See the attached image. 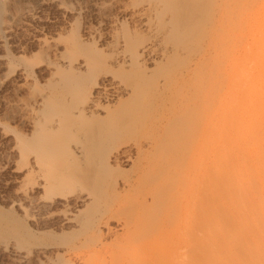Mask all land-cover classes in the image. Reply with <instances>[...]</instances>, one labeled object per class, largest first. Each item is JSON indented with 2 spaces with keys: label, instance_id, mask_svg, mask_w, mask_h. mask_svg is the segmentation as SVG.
Here are the masks:
<instances>
[{
  "label": "rangeland",
  "instance_id": "rangeland-1",
  "mask_svg": "<svg viewBox=\"0 0 264 264\" xmlns=\"http://www.w3.org/2000/svg\"><path fill=\"white\" fill-rule=\"evenodd\" d=\"M259 28L264 0H0V264L263 262L244 249L263 206L236 200L254 205L244 221L226 191L264 146V92L238 89L240 121L263 113L239 148L230 122L206 149L201 135L235 61L264 83Z\"/></svg>",
  "mask_w": 264,
  "mask_h": 264
},
{
  "label": "bare ground",
  "instance_id": "bare-ground-1",
  "mask_svg": "<svg viewBox=\"0 0 264 264\" xmlns=\"http://www.w3.org/2000/svg\"><path fill=\"white\" fill-rule=\"evenodd\" d=\"M154 7V4L153 3H151V2H146L144 5H143V7H142V9L143 10H145V11H148V10H150L151 8H153ZM261 28H262V26H261ZM261 28H259V30H261V35H260V37H259V39L256 41V45L254 46V48L252 49V53H254L253 55V58H254V61H253V64L254 63H258V66H257V64H256V66L257 67H259V74H260V76H261V79H264V31H263V29H261ZM151 30L155 33L156 32V29L155 28H153V27H151ZM143 51L146 53V55H148L149 54V52H151V45L149 46L148 44L145 46V45H143ZM123 59H124V63L125 64H130L131 63V61H132V54H124L123 55ZM69 67H73V64L72 63H70L69 64ZM250 76V71H249V69H248V67L245 65V64H243L242 63V61L241 60H237V61H235V63H234V65H233V67L231 68V71H230V73H229V78H228V80L230 81V84H231V89H232V93L230 94V95H227V97L225 98L224 97V100L221 102L220 101V106H219V108H218V110L217 111H212V112H210V116H206V117H208L207 118V120H205V122H206V124H204L203 125V128H202V133H201V135L203 136V139H202V142L205 144V149H206V146H209L210 144H213L216 140H217V137H218V135L220 134V133H222V131H224L223 130V128H225V126H226V123H228L229 124V122H230V127H232V129H234V133H235V136H234V141H235V145L237 146L238 144H240V142L242 141V139L245 137V135H247L248 133H252L253 134V132L255 133L256 132V130H257V128H258V126L260 125H258V121H259V118L261 117V116H263L262 114L264 113H261L260 114V111H261V109H260V111H257V113L255 112V114L253 113V115L252 116H250V118H249V120H250V122L248 123V125L246 124L245 125V121H240V120H243L244 118L243 117H241V118H239V116H242L245 112L244 111H246V108H245V104H241L242 102H245L246 101V99H247V101L249 100L250 102H256L257 104L259 103V102H257L256 101V99H255V96H254V92H255V89H256V87L257 86H259V88L261 89V91L262 92H264V83H262L261 82V84L260 85H256L255 83H252L250 80L249 81H247L248 83L247 84H245V83H243V82H245L246 81V79L248 78ZM259 76V77H260ZM238 77H240V78H238ZM237 78V79H236ZM224 79V78H223ZM226 79V78H225ZM228 81V82H229ZM264 81V80H263ZM240 88H242V90L247 94V93H249V95L247 94H245V96L247 97V98H245L244 99V101L241 99V98H243V97H241V92L238 90V89H240ZM243 92V93H244ZM242 96H244V94L242 95ZM218 98V97H217ZM248 101V102H249ZM241 102V103H240ZM247 102V103H248ZM240 103V104H239ZM258 106H260V105H258ZM262 107V106H261ZM248 109V108H247ZM259 110V109H258ZM209 113V112H208ZM207 113V114H208ZM251 113V112H250ZM261 115V116H260ZM244 116V115H243ZM245 118L247 117V116H244ZM240 120H239V119ZM243 118V119H242ZM262 118V117H261ZM235 120H237V122H234ZM239 120V121H238ZM231 124H233V126H231ZM227 129V128H226ZM228 129H229V127H228ZM233 133V134H234ZM216 136V137H215ZM215 137V138H214ZM254 137H252V139H253ZM224 139V138H223ZM221 140V139H220ZM226 140V139H225ZM256 140V139H255ZM255 140H253V147H254V150L252 151L253 153H252V155L254 154L255 155V158H256V162L257 163H255V165L252 163V162H250L249 163V161L251 160V157H250V160H248L249 159V157H248V159H246L247 157H242V156H240V158H237L238 160L237 161H235L233 164H232V166H231V168H230V171L232 170L233 172H237V174H239L237 177L235 176V179L234 180H232V178H231V183H229V185H227L228 186V190H227V188L225 189V190H227L226 191V193H229L231 196L233 195L234 196V198H235V200L234 201H236V200H239V202L243 199V197L244 196H246V195H251V196H253V198H254V201L255 202H257L260 206H263V207H260L261 209V212L262 213H264V203H262V201H264V146H262L260 143H259V141L257 142V141H255ZM223 141V140H222ZM221 142V141H220ZM219 142V143H220ZM233 142V141H232ZM203 143H202V147H203ZM252 143V142H251ZM221 144V143H220ZM233 144V143H232ZM214 145V144H213ZM221 146H222V144H221ZM234 146V145H233ZM236 146H235V148H236ZM240 146V145H239ZM252 146V145H251ZM224 147V146H223ZM238 147V146H237ZM204 148V147H203ZM239 148V147H238ZM241 149V148H240ZM250 149H252L251 147H250ZM205 151V150H204ZM249 151V150H248ZM224 152V151H223ZM226 152H228V151H226ZM237 152V151H236ZM250 152V151H249ZM218 155H219V153H217ZM229 154H231V153H229ZM246 154V153H245ZM248 154V153H247ZM220 155H221V153H220ZM226 155H228V154H226ZM226 155H224V156H226ZM237 155V154H236ZM250 155V154H249ZM253 155V156H254ZM201 156H203V158H204V155H200L199 156V158H197L196 160H193V165H192V167L193 168H195V169H197L198 171H199V169H200V164H202V162H203V158L201 157ZM217 156V155H216ZM234 156V155H233ZM232 156V157H233ZM251 156V155H250ZM218 157H220V156H218ZM239 157V156H238ZM206 158V157H205ZM253 158V157H252ZM255 158L254 159H252V160H255ZM225 158H223L222 160H223V162H225V160H224ZM199 160H201V161H199ZM216 159H214V161H215ZM219 160V159H218ZM218 160H216L215 162H214V165L215 166H213V167H217L218 165H217V161ZM234 160V159H233ZM232 161V160H231ZM220 162H222V161H220ZM219 162V163H220ZM222 162V163H223ZM254 162V161H253ZM212 163V162H211ZM218 163V164H219ZM222 163H221V165H220V167L222 166ZM251 163H252V166H251ZM213 164V163H212ZM217 165V166H216ZM254 165V166H253ZM212 166V165H211ZM228 167V166H227ZM215 169V168H214ZM214 169H212V170H214ZM196 170V171H197ZM207 170V169H206ZM197 171V172H198ZM196 172V173H197ZM215 172H217V171H215ZM228 172V171H227ZM205 174V173H204ZM213 174V173H212ZM229 174V173H228ZM227 174V175H228ZM232 175V174H231ZM235 175V174H234ZM205 176H207V175H205ZM210 176H212V175H210ZM224 176V175H223ZM229 176V175H228ZM233 178H234V176H232ZM208 178V177H207ZM216 179H217V181H220L219 179H221V178H219V176H216ZM215 179V180H216ZM205 180V179H204ZM224 180H225V178H224ZM223 180V181H224ZM230 180V179H229ZM213 181V180H212ZM225 181H227V180H225ZM204 182V181H203ZM221 183V182H220ZM225 185V184H224ZM225 185V186H226ZM186 186V185H185ZM217 186V185H216ZM222 186V185H221ZM233 186H234V188H235V191H231V189H233ZM223 189V188H222ZM200 190V189H199ZM234 190V189H233ZM190 189L188 190V194L190 193ZM201 191V190H200ZM186 192V191H185ZM201 193V192H200ZM187 194V195H188ZM227 195V194H226ZM233 196H232V198H233ZM182 197V196H181ZM199 197V196H198ZM229 197V196H228ZM195 198V197H194ZM246 198V197H245ZM252 198V199H253ZM229 200H231L230 198H228ZM228 200V201H229ZM244 200V199H243ZM233 201V200H232ZM238 201H236V205H237V207L235 208L236 209V211H237V209L239 210L240 208V214H238L237 213V215H241V216H244L243 217V219L242 220H244L245 221V218H249V217H251V216H248V211H249V207L251 206V204H250V206L249 207H247V204H246V206H244V205H241L242 204V202L241 203H239ZM230 203H231V201H230ZM233 203V202H232ZM234 204H235V202H234ZM240 204V206H238ZM215 205V204H214ZM221 205V204H220ZM222 205H224V204H222ZM232 205V204H231ZM235 205V206H236ZM216 206V205H215ZM253 207H254V205H252ZM251 206V207H252ZM216 208V210L217 209H219V206H218V208L217 207H215ZM214 208V209H215ZM189 211V213H191L190 212V209H188ZM208 211V210H207ZM187 213V212H186ZM185 213V215H187ZM195 213L193 212L192 213V215H194ZM189 215V214H188ZM199 215H200V213H199ZM235 215H236V213H235ZM195 217H192L193 218V220L197 217V214L196 215H194ZM238 218H240V217H238ZM263 218V217H262ZM248 220V219H247ZM261 221V222H260ZM194 222H195V220H194ZM193 222V223H194ZM259 222H260V224L262 223V220H259ZM259 222L257 221V223H258V225H260L259 224ZM185 224H186V227L185 228H187L190 224H192L191 223V218H190V216H188L187 218H186V221H185ZM246 224V223H245ZM247 225V224H246ZM246 225H245V227H246ZM256 225V224H255ZM258 225L256 226V227H258ZM219 226V225H218ZM261 226H262V224H261ZM192 227V226H191ZM261 227H259V229H260ZM190 229V228H189ZM189 229H186L187 231H189L190 232V230ZM262 231V230H261ZM192 232V231H191ZM257 232V231H256ZM260 232V231H259ZM181 233V232H180ZM191 235V234H190ZM233 236H234V234H233ZM184 237V236H183ZM191 238V236H189V238L188 239H190ZM230 238V237H229ZM248 243L247 244H245V247H244V249H246V251L245 252H247V255H249V258H252V257H254L255 256V258L257 259V261L259 260L260 262L263 260V262H261L260 264H264V234H261V232L260 233H258V235H257V233H253V235H252V237L250 238V240L248 239ZM221 243V242H220ZM161 246V245H160ZM217 247H218V251L216 252V255H218L219 253H221V250L224 248L222 245H219V243H218V241H217ZM216 247V248H217ZM223 247V248H222ZM243 249V250H244ZM158 250V249H157ZM229 251V250H228ZM224 252V251H223ZM244 251H243V253H245ZM173 256V255H172ZM227 257H228V255H226ZM225 255L223 256V255H221L220 254V256H213L214 258H216V260H215V262L217 261L218 262V264H223V263H226L225 262V257H226ZM241 256V255H240ZM240 256H239V253H230V257H232V261H231V263L230 264H238L242 259H239L240 258ZM169 257V256H168ZM230 257H228L229 259H228V261L230 262V260H231V258ZM255 259V260H256ZM170 260V257L168 258V261ZM254 259L252 258V260L251 261H253ZM258 261V262H259ZM214 262V261H213ZM216 262V263H217ZM238 262V263H237ZM250 262V260L248 261V263L247 264H251V262ZM216 263H214V264H216ZM255 262H253V264H254ZM228 264V263H227ZM255 264H258V263H255Z\"/></svg>",
  "mask_w": 264,
  "mask_h": 264
}]
</instances>
